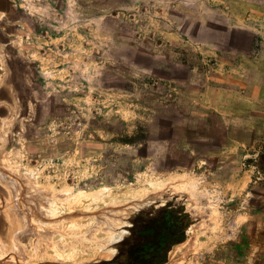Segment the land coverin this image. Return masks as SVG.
<instances>
[{
    "label": "rangeland",
    "instance_id": "374dc122",
    "mask_svg": "<svg viewBox=\"0 0 264 264\" xmlns=\"http://www.w3.org/2000/svg\"><path fill=\"white\" fill-rule=\"evenodd\" d=\"M263 155L264 0H0V264H264Z\"/></svg>",
    "mask_w": 264,
    "mask_h": 264
},
{
    "label": "trees",
    "instance_id": "16d2710c",
    "mask_svg": "<svg viewBox=\"0 0 264 264\" xmlns=\"http://www.w3.org/2000/svg\"><path fill=\"white\" fill-rule=\"evenodd\" d=\"M261 158L263 159V165H264V155L263 156H261ZM167 215V217H165V221L166 222H168L167 224H164V226L160 229H158V240L153 244V245H155V244H160V241L163 239L162 238V236L163 235H166L168 232H170V231H172V228H173V226L174 225H176V223H174L175 222V216H173V215H171V214H166ZM162 242H164V241H162ZM138 249H140V250H138L139 251V253L137 252L136 254H135V256H138V259L140 260L142 257L141 256H144V255H146V254H149L151 251L148 249V250H145L143 247H141V246H138ZM142 259H144V260H148V258H142Z\"/></svg>",
    "mask_w": 264,
    "mask_h": 264
},
{
    "label": "flooded vegetation",
    "instance_id": "af4514ba",
    "mask_svg": "<svg viewBox=\"0 0 264 264\" xmlns=\"http://www.w3.org/2000/svg\"><path fill=\"white\" fill-rule=\"evenodd\" d=\"M178 214V216H179V218H178V220H179V223H177L176 224V230L175 231H170V232H168L166 235H163L162 236V240L160 241V244H155V245H144V246H141V247H143L145 250H148V249H151V247L152 248H159V249H161L166 243H169L172 239L174 240V239H178V237H179V231H180V224L182 223V217H183V213H181V212H178L177 213ZM166 217H167V215H166ZM146 228H147V226H146ZM162 241H164V242H162Z\"/></svg>",
    "mask_w": 264,
    "mask_h": 264
},
{
    "label": "bare ground",
    "instance_id": "6f19581e",
    "mask_svg": "<svg viewBox=\"0 0 264 264\" xmlns=\"http://www.w3.org/2000/svg\"><path fill=\"white\" fill-rule=\"evenodd\" d=\"M95 229L96 228H92L90 230V233H92ZM109 229L111 230L110 236L107 238V241L109 242V244L114 243L116 241H119L120 239H122V237L126 233V231L124 229H121V227L115 228L114 225L109 226ZM107 249H109L110 252L113 251L112 248H107Z\"/></svg>",
    "mask_w": 264,
    "mask_h": 264
},
{
    "label": "crops",
    "instance_id": "0c3cea01",
    "mask_svg": "<svg viewBox=\"0 0 264 264\" xmlns=\"http://www.w3.org/2000/svg\"><path fill=\"white\" fill-rule=\"evenodd\" d=\"M244 93H246V91H245ZM242 97H243V99H248V98H250L249 96H246V94H242Z\"/></svg>",
    "mask_w": 264,
    "mask_h": 264
}]
</instances>
